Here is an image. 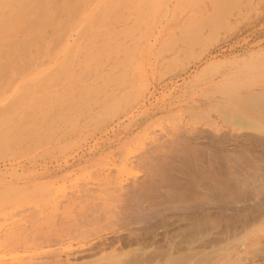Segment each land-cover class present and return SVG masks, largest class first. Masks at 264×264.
Returning a JSON list of instances; mask_svg holds the SVG:
<instances>
[{"label":"rangeland","instance_id":"obj_1","mask_svg":"<svg viewBox=\"0 0 264 264\" xmlns=\"http://www.w3.org/2000/svg\"><path fill=\"white\" fill-rule=\"evenodd\" d=\"M69 234L63 264H264V0H0V264Z\"/></svg>","mask_w":264,"mask_h":264},{"label":"bare ground","instance_id":"obj_2","mask_svg":"<svg viewBox=\"0 0 264 264\" xmlns=\"http://www.w3.org/2000/svg\"><path fill=\"white\" fill-rule=\"evenodd\" d=\"M74 199V198H73ZM86 201V200H85ZM105 213V212H104ZM112 213L113 212H106L105 213V217L108 219V218H112ZM114 214V213H113ZM115 216V215H114ZM84 221H86L85 219H84ZM88 222L89 223H92V221L91 220H88ZM80 224H81V222H80ZM82 224H83V222H82ZM81 227H83L82 225H80ZM51 235V234H50ZM49 235V236H50ZM53 235V234H52ZM51 235V236H52ZM47 237V236H43L44 238L41 240V242H40V245H43V244H52V243H54V244H60V246L62 247H59L58 249H50V250H48V251H45V252H43L42 253V255H40L39 254V258L40 259H42V257H47V259L48 260H50L51 261V263L52 264H63L62 263V259H61V256L63 255V253L64 252H66L67 254V260L69 259V255H72L73 253H74V250H76L75 252L78 254L82 249L84 250L85 248H87V244H82V242H81V245L77 248V249H72V246L71 245H69V247H68V249H66V248H63V243H65V241H69L70 243H72L73 242V240L75 239V238H79L81 235H77V236H74L73 234H69V235H67V236H57V237H52L53 239L51 240L50 238L51 237ZM88 236V235H87ZM83 237V239L81 240V241H83L84 239L86 240V241H88L89 239H88V237ZM91 236V235H90ZM101 239V238H100ZM84 240V241H85ZM13 241V238L12 237H9L8 235H4V237H2V238H0V249H4V250H7L8 248H10V244L11 243H13L12 242ZM58 242V243H57ZM17 245H14L13 247L14 248H16V247H18L19 245H18V243H16ZM92 248H93V245L91 246ZM90 247V248H91ZM141 256V255H140ZM139 256V257H140ZM146 257H148V256H146ZM10 259L12 260V262H14V263H18V264H35V263H31V262H25V261H23V260H21L19 257H17V256H12V257H10ZM139 259V258H138ZM137 259V260H138ZM148 259V258H147ZM126 260V259H125ZM125 260H124V262H125ZM136 260V259H135ZM136 260V261H137ZM140 262H141V260H139ZM138 261V262H139ZM25 262V263H24ZM139 262V263H140ZM126 264H129V261L128 262H125ZM38 264H43V263H38ZM46 264V263H45ZM132 264H134V262H132ZM144 264V263H143Z\"/></svg>","mask_w":264,"mask_h":264}]
</instances>
